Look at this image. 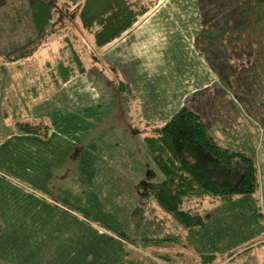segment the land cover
<instances>
[{"label": "crops", "instance_id": "crops-1", "mask_svg": "<svg viewBox=\"0 0 264 264\" xmlns=\"http://www.w3.org/2000/svg\"><path fill=\"white\" fill-rule=\"evenodd\" d=\"M159 2L101 53L102 69L88 62L85 73L30 108L32 118L50 124L46 138L17 134L4 123L11 79L0 63L1 262L126 264L119 233L139 239L131 223L132 210L145 203L137 184L149 170L158 181L162 174L106 72L113 68L130 84L147 123L166 122L189 94L216 81L194 46L201 29L197 0ZM256 209L251 195L212 207L202 227L187 231L192 250L222 255L261 243L264 222ZM254 250L258 258L245 257ZM251 251L221 264H262L264 244Z\"/></svg>", "mask_w": 264, "mask_h": 264}, {"label": "trees", "instance_id": "trees-1", "mask_svg": "<svg viewBox=\"0 0 264 264\" xmlns=\"http://www.w3.org/2000/svg\"><path fill=\"white\" fill-rule=\"evenodd\" d=\"M159 4V0H0L1 16H15V26L20 23L9 36L21 38L0 57L11 79L1 110L4 123L17 134L46 138L50 124L32 118L30 108L85 73L88 62L102 69L101 53L132 32ZM197 5L201 29L194 46L216 81L189 94L166 122H144L130 84L115 69L106 72L133 131L142 136L146 153L162 174L158 181L149 170L147 180L137 184L145 200L131 212L139 239L119 233L126 264H221L254 246L222 255L196 254L187 231L202 227L205 213L220 203L244 195L257 201V150L222 143L207 122L228 135L234 128L251 125L239 111L240 106H258L257 97L264 94V0H197ZM195 103L205 105L208 115H200ZM261 120L257 117L264 128V115ZM158 215L162 219L155 220ZM258 219L264 222L260 206Z\"/></svg>", "mask_w": 264, "mask_h": 264}, {"label": "rangeland", "instance_id": "rangeland-1", "mask_svg": "<svg viewBox=\"0 0 264 264\" xmlns=\"http://www.w3.org/2000/svg\"><path fill=\"white\" fill-rule=\"evenodd\" d=\"M9 15H11L10 11H9ZM2 17L3 16H1V14H0V19L2 22V23H0V57L3 53L9 51V49L11 50L13 45L16 46L17 43L21 39V38H16V37L13 38V37L9 36V34H8V33H11V31L13 32L12 28H14V26H15L16 17L15 16L14 17L7 16V18L5 16L3 18ZM19 25H20V23L16 24L15 27H18ZM88 40L90 42L92 41L90 36H88ZM8 47H11V48H8ZM256 103H258V106L251 104L250 105L251 107L248 106V109H245L244 106H240V111H239L240 115H243L244 118L249 117L251 119V121H250L251 125H249V127L247 129L246 128L245 129L234 128L233 133L229 132V135H228L227 132L222 133V130L217 128V125L213 124L212 122H207V125H208V129H210L211 133L219 141H223L222 143H224V144H226L232 148H235V149H243L244 148V150L249 151L250 148L252 146H254V148L257 150L256 161H257V165H258V169H259L260 187L257 190V192L255 193V196L257 197V201L254 199V202H255L256 207H257L256 210L259 211V206H260V209H261L263 216H264V128L261 127V125H260L261 123H257V117L260 118V120H261V119H263V115H264V94L257 97ZM193 108L196 109L197 112L202 116L208 115L209 110H208V108H205V105L195 103V106H193ZM230 124H232V123H230ZM223 130H225V129H223ZM237 130L239 132H237ZM234 136H238L237 139H241L240 144H239L238 140L234 139ZM242 137H246V138L243 139ZM251 196H253V195H251ZM253 198H254V196H253ZM160 219H162V217L159 215L156 216V218H155V220H160ZM163 226L166 227L167 224L166 225L163 224ZM160 231H163V229ZM164 231H168L167 228H165ZM157 233L160 234L159 231H157ZM261 244H263V242L259 243L255 247H257ZM159 247H161V246H158L157 248H159ZM168 247H170V246L168 245ZM255 247H253V248H255ZM161 248L165 249L166 247H161ZM170 253H174V252L172 250H170ZM257 253H258V250L257 251L254 250L253 252L251 251V253L245 255V257L246 256H255L258 258L259 255H257ZM263 257H264V255H263ZM262 264H264V261Z\"/></svg>", "mask_w": 264, "mask_h": 264}]
</instances>
